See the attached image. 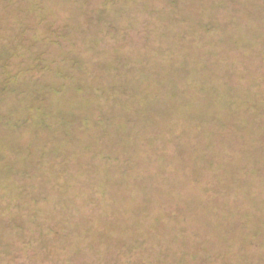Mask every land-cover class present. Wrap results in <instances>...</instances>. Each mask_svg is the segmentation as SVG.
Listing matches in <instances>:
<instances>
[{"label":"rangeland","instance_id":"1","mask_svg":"<svg viewBox=\"0 0 264 264\" xmlns=\"http://www.w3.org/2000/svg\"><path fill=\"white\" fill-rule=\"evenodd\" d=\"M0 264H264V0H0Z\"/></svg>","mask_w":264,"mask_h":264}]
</instances>
